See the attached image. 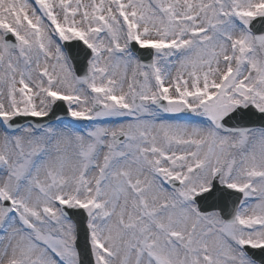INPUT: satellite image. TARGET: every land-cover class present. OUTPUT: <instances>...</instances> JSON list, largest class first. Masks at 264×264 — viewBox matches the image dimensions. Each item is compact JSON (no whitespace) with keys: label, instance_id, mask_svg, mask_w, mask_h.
Returning <instances> with one entry per match:
<instances>
[{"label":"snow or ice","instance_id":"obj_1","mask_svg":"<svg viewBox=\"0 0 264 264\" xmlns=\"http://www.w3.org/2000/svg\"><path fill=\"white\" fill-rule=\"evenodd\" d=\"M257 24L264 0H0V264H264Z\"/></svg>","mask_w":264,"mask_h":264}]
</instances>
